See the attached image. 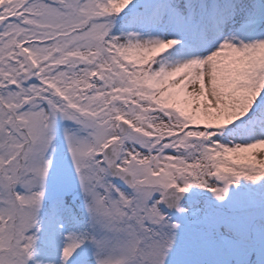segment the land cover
Returning <instances> with one entry per match:
<instances>
[{
  "label": "snow or ice",
  "instance_id": "6c2138e0",
  "mask_svg": "<svg viewBox=\"0 0 264 264\" xmlns=\"http://www.w3.org/2000/svg\"><path fill=\"white\" fill-rule=\"evenodd\" d=\"M0 264H264V0H0Z\"/></svg>",
  "mask_w": 264,
  "mask_h": 264
}]
</instances>
